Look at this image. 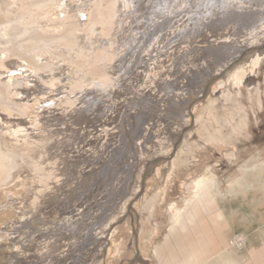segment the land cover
Returning <instances> with one entry per match:
<instances>
[{
  "label": "bare ground",
  "instance_id": "6f19581e",
  "mask_svg": "<svg viewBox=\"0 0 264 264\" xmlns=\"http://www.w3.org/2000/svg\"><path fill=\"white\" fill-rule=\"evenodd\" d=\"M0 2L19 13L0 8V40L25 41L0 49V264H126L144 228L128 207L143 203L152 216L160 159L190 111L198 130L235 129L236 107L260 106V86L242 91L240 82L264 53V0ZM211 169L181 204H168V234L214 212ZM260 171L244 168L228 190L242 191Z\"/></svg>",
  "mask_w": 264,
  "mask_h": 264
},
{
  "label": "rangeland",
  "instance_id": "374dc122",
  "mask_svg": "<svg viewBox=\"0 0 264 264\" xmlns=\"http://www.w3.org/2000/svg\"><path fill=\"white\" fill-rule=\"evenodd\" d=\"M110 1L107 0V2ZM2 3L0 2V4ZM6 4L5 2L7 7ZM2 6L1 9H3ZM6 7L3 9L5 13L10 10V13L12 11L13 14H19L17 8L6 9ZM4 11L1 10L2 15ZM89 11V17L93 21H97V8L93 6L89 8ZM1 14L0 21L3 18ZM257 27L256 25L255 28ZM108 31L109 27L105 29L104 33ZM18 40L12 39V37L5 38L7 41L5 43L0 40V49L10 46L11 49L14 48L13 46L17 47L18 44L22 43ZM9 42H11L10 45H8ZM28 44L29 42L26 41V45ZM260 48L264 50V44ZM260 48H254L257 54H259ZM59 50L54 49L52 53L56 54ZM246 50L243 52L245 53ZM80 61L83 63L92 61V69L90 66L87 69L97 70L94 72L98 76L104 74L100 69H97L104 67L102 63L84 58H81ZM95 66L96 68H94ZM91 72L89 74L96 75L93 71ZM263 74L264 53L258 55V62L248 70L240 82L242 91L260 86V91L257 90V97L261 98L260 102H262L258 106V100L246 99L240 105L241 108L236 107V110L232 112L235 113L231 114L233 116L231 117L232 121H234V125L236 124L235 129L232 125H225L220 128L217 125H213V127L210 125L209 127L207 124H203L198 130L199 127L196 126L198 119L190 111L192 114L188 117L190 123L184 128L183 137L177 141L165 159H160L163 163L165 162L163 168L160 169V173L164 175V180L162 179L160 190H157L158 196L155 209L151 213L152 216L148 215L147 210L143 208V203H139V207H134V211L130 209L131 206L128 207L130 214L128 212L127 216L129 215L131 222L135 223L134 225L138 228L143 222L144 228L141 229L140 236L137 233L134 234L139 247L133 259L126 261V264L188 263L192 257H195V264H264ZM240 98L244 99L245 96L241 95ZM217 136L221 138L218 139ZM214 137L217 138L214 139ZM254 163L261 165V171L257 174L258 177L251 180L252 183L245 182L242 191L230 192L228 189L232 181L239 176L244 168H251ZM207 168H212L211 170L217 176L218 198H216L213 209L214 212L220 213L221 217L216 218L214 212V214H205L202 222L188 233L185 230H180L179 234L175 236L168 234V222L170 220L168 204L173 202L181 204V199L187 196V189L192 190L193 178L203 174ZM157 244H162L163 247L156 254L153 250Z\"/></svg>",
  "mask_w": 264,
  "mask_h": 264
}]
</instances>
